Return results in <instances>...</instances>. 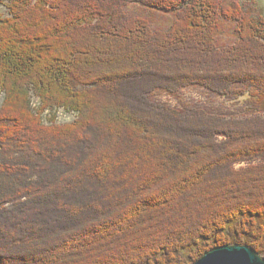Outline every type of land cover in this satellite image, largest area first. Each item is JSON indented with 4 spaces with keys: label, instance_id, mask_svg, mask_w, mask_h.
I'll list each match as a JSON object with an SVG mask.
<instances>
[{
    "label": "trees",
    "instance_id": "16d2710c",
    "mask_svg": "<svg viewBox=\"0 0 264 264\" xmlns=\"http://www.w3.org/2000/svg\"><path fill=\"white\" fill-rule=\"evenodd\" d=\"M250 2L11 0L0 264H192L227 244L264 256V13ZM188 86L242 100L244 117L154 99ZM57 109L76 121L45 124Z\"/></svg>",
    "mask_w": 264,
    "mask_h": 264
},
{
    "label": "rangeland",
    "instance_id": "374dc122",
    "mask_svg": "<svg viewBox=\"0 0 264 264\" xmlns=\"http://www.w3.org/2000/svg\"><path fill=\"white\" fill-rule=\"evenodd\" d=\"M10 3L11 0H0V15H10ZM250 4L259 9L260 12L264 13V0H255V2H250ZM225 41L226 38H223L222 42ZM150 87L151 85L148 82L143 81L141 83L138 82L130 85L128 91H130L129 93L133 98L142 97L145 91L151 92ZM4 99V93L0 89V104ZM154 99L173 108L184 109L186 106H202L212 109V111L217 114L225 116L234 115L241 118L244 117V109L246 108L242 100H233L223 95H215L204 86H188L183 88L178 94L159 91L158 93H155ZM31 105L35 110H38V107L40 106V100L35 97V95L31 97ZM76 115L75 112H67L64 109H57L52 112L46 111L41 117L45 124L49 123V119L53 120L56 118L57 123L55 124L64 125L73 123L77 118ZM247 165L248 163L240 162V164H236L235 167L240 169Z\"/></svg>",
    "mask_w": 264,
    "mask_h": 264
},
{
    "label": "water",
    "instance_id": "95a60500",
    "mask_svg": "<svg viewBox=\"0 0 264 264\" xmlns=\"http://www.w3.org/2000/svg\"><path fill=\"white\" fill-rule=\"evenodd\" d=\"M192 264H264V256L246 244L215 247Z\"/></svg>",
    "mask_w": 264,
    "mask_h": 264
},
{
    "label": "built area",
    "instance_id": "2783aa9c",
    "mask_svg": "<svg viewBox=\"0 0 264 264\" xmlns=\"http://www.w3.org/2000/svg\"><path fill=\"white\" fill-rule=\"evenodd\" d=\"M76 121V120H75Z\"/></svg>",
    "mask_w": 264,
    "mask_h": 264
}]
</instances>
